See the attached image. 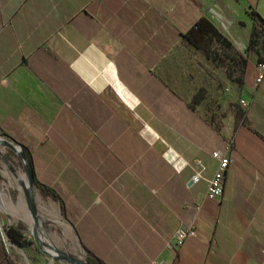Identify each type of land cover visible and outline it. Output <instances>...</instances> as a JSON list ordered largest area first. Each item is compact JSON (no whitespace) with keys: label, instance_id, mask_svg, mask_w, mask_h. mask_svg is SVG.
I'll use <instances>...</instances> for the list:
<instances>
[{"label":"crops","instance_id":"crops-1","mask_svg":"<svg viewBox=\"0 0 264 264\" xmlns=\"http://www.w3.org/2000/svg\"><path fill=\"white\" fill-rule=\"evenodd\" d=\"M201 17L219 65L184 38ZM263 60L264 0H0V134L28 150L67 252L264 264ZM228 143L223 195L209 198L211 154ZM192 220L197 236L177 245Z\"/></svg>","mask_w":264,"mask_h":264},{"label":"rangeland","instance_id":"rangeland-1","mask_svg":"<svg viewBox=\"0 0 264 264\" xmlns=\"http://www.w3.org/2000/svg\"><path fill=\"white\" fill-rule=\"evenodd\" d=\"M226 63L228 69H231V60L228 59ZM20 179H26L22 162L15 152L0 145V228L3 232L6 224L19 225L28 242L24 247L18 244L17 251L8 246L10 251L8 261H12V264H69L62 259L54 258L47 252L37 251L33 243L35 241L33 235L35 224ZM33 194L39 217L38 237L61 250L75 253L76 250L73 246L62 245L64 232L58 230L59 216L48 214L45 211V208L47 209L49 206L48 200L42 198V194L36 186ZM3 234L7 241L6 232ZM7 245L9 244L7 243ZM43 248L49 250L44 246Z\"/></svg>","mask_w":264,"mask_h":264},{"label":"water","instance_id":"water-1","mask_svg":"<svg viewBox=\"0 0 264 264\" xmlns=\"http://www.w3.org/2000/svg\"><path fill=\"white\" fill-rule=\"evenodd\" d=\"M0 145L7 147L11 151L15 152L23 164L25 177L26 179H20V183L24 188V193L28 200V207L31 213L33 222L35 224V228L33 230V235L36 244L40 248L42 252H47L52 255L54 258L62 259L69 264H91L89 261H86L82 258L75 257L72 254L57 248L56 246L52 245L51 243H47L44 240L38 237L39 234V217L37 214V206L34 200L33 195V187H34V173L33 167L31 162L28 160L26 154L23 152L22 147L19 143H17L14 139L7 137L5 134H0ZM46 247L49 250H45Z\"/></svg>","mask_w":264,"mask_h":264},{"label":"built area","instance_id":"built-area-1","mask_svg":"<svg viewBox=\"0 0 264 264\" xmlns=\"http://www.w3.org/2000/svg\"><path fill=\"white\" fill-rule=\"evenodd\" d=\"M257 76L256 83H260L264 78V60L257 64ZM244 107L246 102L241 103ZM230 144L228 143L225 150H218L212 152L211 156L216 160L217 167L213 175L207 179L205 195L209 198L220 199L223 195V183L226 168L229 162L228 152ZM201 178V171L197 170L192 180L194 182L199 181ZM1 235L4 238V234L1 231ZM197 236L194 220L190 222L186 227L177 229L173 234V239L177 245H182L187 238H195ZM5 240V238H4ZM264 254V251H263Z\"/></svg>","mask_w":264,"mask_h":264},{"label":"trees","instance_id":"trees-1","mask_svg":"<svg viewBox=\"0 0 264 264\" xmlns=\"http://www.w3.org/2000/svg\"><path fill=\"white\" fill-rule=\"evenodd\" d=\"M214 35H220L217 33L216 29L210 24V22L204 18L201 17L195 24L194 27L190 28L188 31L184 33V38L194 44L198 49H200L204 54H206L208 57L212 58L214 62H216L219 65V56L218 53L211 49L210 41H212V38ZM226 42V45L229 46V42L226 40H222ZM213 52V54H212ZM230 70V69H229ZM228 70V75L232 76L231 70ZM233 79L238 83V85L242 86L240 78L233 77ZM23 152L26 154L28 160L31 162V157L29 155L28 150L24 145H21ZM42 190H45L43 186H40ZM6 235L8 238L19 245H25L28 242L25 239V235L22 232V227L19 225H10L7 227ZM37 251L40 253H44L40 250V248L37 246L35 241L33 242ZM91 264H94L91 260H89Z\"/></svg>","mask_w":264,"mask_h":264}]
</instances>
